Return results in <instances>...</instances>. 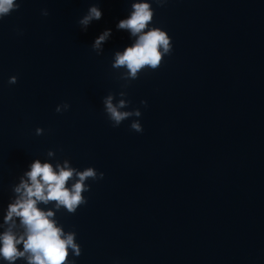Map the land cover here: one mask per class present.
Instances as JSON below:
<instances>
[{"label": "water", "instance_id": "95a60500", "mask_svg": "<svg viewBox=\"0 0 264 264\" xmlns=\"http://www.w3.org/2000/svg\"><path fill=\"white\" fill-rule=\"evenodd\" d=\"M18 2L0 20V209L27 163L54 149L105 173L86 205L58 213L78 234L77 264H264V0L154 5L174 50L126 89L111 61L131 0ZM92 4L104 15L84 32ZM122 90L142 133L107 119L103 97Z\"/></svg>", "mask_w": 264, "mask_h": 264}, {"label": "clouds", "instance_id": "9594fccd", "mask_svg": "<svg viewBox=\"0 0 264 264\" xmlns=\"http://www.w3.org/2000/svg\"><path fill=\"white\" fill-rule=\"evenodd\" d=\"M168 0H131L127 14L115 24L117 31L127 32L128 43L112 55L111 68L126 89L145 70L158 69L166 56L174 50L172 36L155 23L156 7H163ZM18 0H0V20L20 8ZM41 14L48 16L47 9ZM98 4L89 6L78 19L81 30L86 32L94 21L103 18ZM113 35L112 28H105L93 40L92 50L103 54V46ZM18 82V76L9 77L10 85ZM141 105L147 107L148 101ZM104 112L112 127H119L131 120L130 129L144 131L139 119L140 107L131 108L127 92L109 93L102 99ZM71 108L68 102L56 106L57 113ZM136 118V119H133ZM45 129L37 127L36 135ZM105 176L94 166L83 169L73 166L68 158H57L56 150L49 149L45 158L30 160L17 182L11 185V195L5 207L0 209V264H77L83 252L75 230H66L58 213L75 214L88 203L85 193L91 191L89 181H99Z\"/></svg>", "mask_w": 264, "mask_h": 264}]
</instances>
